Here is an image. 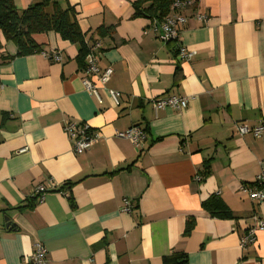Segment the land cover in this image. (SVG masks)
<instances>
[{"label": "crops", "instance_id": "obj_1", "mask_svg": "<svg viewBox=\"0 0 264 264\" xmlns=\"http://www.w3.org/2000/svg\"><path fill=\"white\" fill-rule=\"evenodd\" d=\"M37 1L13 3L23 11ZM54 1L74 8L86 40L98 38L99 67L113 75L99 103L83 89L76 44L35 34L42 52L16 57L0 38V264H27L34 243L46 264H162L176 254L186 264H264V230L240 246L264 202L239 192L264 169V135L236 129L264 125V0H189L168 44L132 17L131 0ZM100 27L111 33L97 37ZM108 90L120 93L118 106ZM171 95L187 98L186 109L155 114L152 100ZM66 121L96 135L85 153L72 151ZM131 126L146 133L140 149L115 136ZM38 185L49 191L33 201ZM214 195L230 219L202 209Z\"/></svg>", "mask_w": 264, "mask_h": 264}, {"label": "built area", "instance_id": "obj_2", "mask_svg": "<svg viewBox=\"0 0 264 264\" xmlns=\"http://www.w3.org/2000/svg\"><path fill=\"white\" fill-rule=\"evenodd\" d=\"M191 5L189 0L176 1L173 4V8L177 10L176 13L166 17L161 22L150 23L152 29L157 33L158 39L164 43H177L179 40L180 28L186 23V17L179 12ZM198 21L206 19L204 16H195ZM89 51L84 58V65L82 67L81 83L83 89L94 96L96 100L101 103L99 97V89L104 88L105 84L113 75L111 67L101 68L99 67L100 57V44L98 42L88 45ZM177 53L180 59H190L192 54L186 52L185 48L178 46ZM43 56L52 61L60 62L61 57L57 53H44ZM108 95L115 106L119 105L121 95L114 90H108ZM188 105V99L175 95L159 97L152 100L151 106L155 114L165 109H171L177 112L183 111ZM64 131L70 138L72 143V151L74 154L80 155L90 149L96 135H92L89 132V128L85 124H78L75 122H64ZM237 132L240 136H252L254 138H260L264 135V125L258 124L255 126H247L243 123L236 124ZM115 136L120 139L128 140L135 148L140 149L146 140V133L139 126H131L127 129L117 131ZM196 181L200 179L194 177ZM49 190L43 186L38 185L33 188L31 196L36 200L41 201L44 194ZM239 192L247 195L251 200L257 203L264 202V169H261L257 174L253 184L241 186ZM131 205L127 200L123 201L121 212H130ZM252 224L249 225L244 235L240 238V246L245 248L252 245L255 242V235L257 232L264 230V219L252 214L250 217ZM47 252L44 246L40 243H34L32 252L25 260L27 264H46Z\"/></svg>", "mask_w": 264, "mask_h": 264}, {"label": "trees", "instance_id": "obj_3", "mask_svg": "<svg viewBox=\"0 0 264 264\" xmlns=\"http://www.w3.org/2000/svg\"><path fill=\"white\" fill-rule=\"evenodd\" d=\"M176 1L183 0H131L132 17L146 19L150 23L161 22L177 12L172 7ZM75 16L73 7L64 8L54 0H39L23 11H18L15 8L13 0H0V38L11 42L16 48L15 56L20 57L42 52L41 47L34 42L32 36L52 32L63 41L76 44L79 47L76 60L81 67L84 65V58L89 51L88 45L96 42L100 44V41L98 38L86 40V35L80 30ZM111 30V27H100L95 31V34L97 37H103L109 35ZM208 168H204L203 177L209 175ZM67 185L70 186V183ZM35 200L36 198L33 199V201ZM201 207L212 217L222 219L232 217L215 195L202 202ZM192 228L193 220L187 221L184 235H189ZM162 264H186V256L176 254L164 257Z\"/></svg>", "mask_w": 264, "mask_h": 264}]
</instances>
